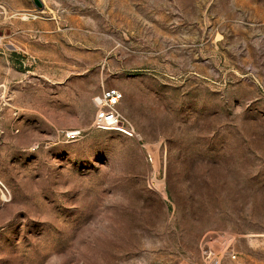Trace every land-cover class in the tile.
Here are the masks:
<instances>
[{"label": "rangeland", "instance_id": "1", "mask_svg": "<svg viewBox=\"0 0 264 264\" xmlns=\"http://www.w3.org/2000/svg\"><path fill=\"white\" fill-rule=\"evenodd\" d=\"M40 2L0 0V264H264V0Z\"/></svg>", "mask_w": 264, "mask_h": 264}, {"label": "built area", "instance_id": "2", "mask_svg": "<svg viewBox=\"0 0 264 264\" xmlns=\"http://www.w3.org/2000/svg\"><path fill=\"white\" fill-rule=\"evenodd\" d=\"M121 98V94L116 90H106L101 92V94L94 99L96 113L92 126L97 130L117 131L137 140V136L134 134L132 128L126 124L117 109ZM78 135L79 132H69L66 134V137L69 140H74ZM145 157L146 161L152 163L153 160L150 154L146 153ZM207 260L208 264H219V260L210 258V256H207Z\"/></svg>", "mask_w": 264, "mask_h": 264}, {"label": "water", "instance_id": "3", "mask_svg": "<svg viewBox=\"0 0 264 264\" xmlns=\"http://www.w3.org/2000/svg\"><path fill=\"white\" fill-rule=\"evenodd\" d=\"M33 4L34 6L37 8V9H42L43 5L42 3L40 2V0H33Z\"/></svg>", "mask_w": 264, "mask_h": 264}]
</instances>
